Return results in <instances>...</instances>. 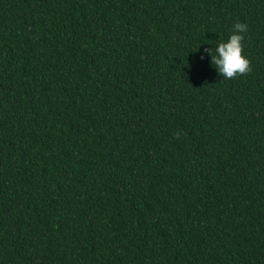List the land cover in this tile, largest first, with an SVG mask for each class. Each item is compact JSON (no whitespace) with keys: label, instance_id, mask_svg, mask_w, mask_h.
Returning <instances> with one entry per match:
<instances>
[{"label":"trees","instance_id":"1","mask_svg":"<svg viewBox=\"0 0 264 264\" xmlns=\"http://www.w3.org/2000/svg\"><path fill=\"white\" fill-rule=\"evenodd\" d=\"M0 264H264V0H0Z\"/></svg>","mask_w":264,"mask_h":264},{"label":"clouds","instance_id":"2","mask_svg":"<svg viewBox=\"0 0 264 264\" xmlns=\"http://www.w3.org/2000/svg\"><path fill=\"white\" fill-rule=\"evenodd\" d=\"M247 30L246 23L235 21L227 38L219 39L214 50L212 47L205 48L200 59H204V56L207 55L213 68L225 79L248 72L250 62L245 55H242V42Z\"/></svg>","mask_w":264,"mask_h":264},{"label":"bare ground","instance_id":"3","mask_svg":"<svg viewBox=\"0 0 264 264\" xmlns=\"http://www.w3.org/2000/svg\"><path fill=\"white\" fill-rule=\"evenodd\" d=\"M178 55V54H177Z\"/></svg>","mask_w":264,"mask_h":264}]
</instances>
